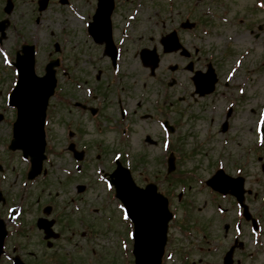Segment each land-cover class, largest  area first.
I'll use <instances>...</instances> for the list:
<instances>
[{
	"label": "rangeland",
	"instance_id": "1",
	"mask_svg": "<svg viewBox=\"0 0 264 264\" xmlns=\"http://www.w3.org/2000/svg\"><path fill=\"white\" fill-rule=\"evenodd\" d=\"M10 1L11 8L5 12L7 0H0V21L5 27L0 43V188L5 195L0 218L10 231L4 259L21 251L33 263L45 264L50 261L49 253L60 247L57 256L65 261L69 258L71 264H129V245L121 250L120 243L122 239L125 246L129 237L120 219L123 211L108 197L107 185L101 180L102 168L120 153L137 184H156L176 215L170 229L173 258L165 264H221L220 256L235 235L232 227L224 231L223 226L237 221V242L242 245L236 246L233 260H239L235 264H264V228L253 243L249 227L236 217L234 202L222 199L226 213L221 219L213 207L220 203L219 195L204 185L205 192L198 189L219 166L230 175L239 168L246 188L257 193L256 198L247 199L250 210L264 200V188L260 191L264 187L260 168L264 161V12L256 6L257 0H174L173 9L165 7L168 0H131L130 4L126 0L114 14L116 25L129 10L135 17L126 28L128 37L120 42L114 65L103 44L95 43L87 32L94 0H71L69 4L50 0L40 12L37 0ZM186 11L191 12V19L201 21L195 37L180 32L181 42L191 52L198 50L194 69L204 71L210 62L219 77L215 91L202 97L193 93L188 59L164 54L160 44V37ZM24 42L35 47L38 75L50 59L59 60L55 94L49 99L45 121L44 174L33 184L25 179L28 161L19 151L7 149L15 116L7 95L16 79L9 62ZM144 47H155L160 57L152 76L140 59ZM237 59L240 67L231 71ZM174 64L177 69L170 71ZM238 88L243 95L239 96ZM230 105L233 110L226 118ZM88 106L98 108L97 116H89ZM161 120L174 130L168 133ZM225 121L228 128L224 131ZM69 142L84 151L80 162L67 150ZM170 152L175 169L167 173ZM80 184H87L81 193L77 190ZM182 201L190 209L184 227L193 235L187 241L177 227L186 219ZM46 207H50L47 216ZM39 217L55 220L54 229L62 225L60 237L50 239L52 248L46 247L43 232L37 230ZM183 253L188 255L186 261Z\"/></svg>",
	"mask_w": 264,
	"mask_h": 264
},
{
	"label": "water",
	"instance_id": "2",
	"mask_svg": "<svg viewBox=\"0 0 264 264\" xmlns=\"http://www.w3.org/2000/svg\"><path fill=\"white\" fill-rule=\"evenodd\" d=\"M45 2L46 0L39 1V10L45 6ZM10 7L11 4L8 1L5 10L9 11ZM3 28L2 22H0V30L2 31ZM175 42L174 37H169L167 42H163L164 46L171 43L172 45L165 46V50L175 49L177 47ZM109 44L110 42L107 41L105 48L108 50ZM22 52V55L17 54L14 62L18 70V80L9 97V104L17 108L10 148L21 149L24 157L30 156L31 169L28 177L32 178L40 172L41 161L44 158L43 121L47 100L55 85L53 65L56 64V61L50 62L46 66L44 76L37 77L33 71L32 46H22ZM141 57L143 63L149 65L151 73H153L158 63L155 51L142 50ZM147 58H150L148 62ZM211 74L208 72L204 75L209 78ZM196 87L201 93L209 89L202 83L196 84ZM172 168L170 163V169ZM113 174L115 179L112 182L116 185V194L122 200L135 226L136 264H159L165 242L166 223L170 218L166 199L156 192V187L153 184L140 189L133 184L127 172L125 174L116 171ZM222 186L225 187L226 184H222ZM38 226L45 230L47 236H50L51 221L40 219ZM3 235V231L0 230V246Z\"/></svg>",
	"mask_w": 264,
	"mask_h": 264
},
{
	"label": "flooded vegetation",
	"instance_id": "3",
	"mask_svg": "<svg viewBox=\"0 0 264 264\" xmlns=\"http://www.w3.org/2000/svg\"><path fill=\"white\" fill-rule=\"evenodd\" d=\"M95 1V5H96V3H97V0H94ZM113 3H114V7H113V9H112V13H111V22H112V35L113 36H116V37H122L124 34H125V32H124V30L123 29H120V27L119 26H117L116 25V23L114 22V14L116 13V11H117V9H119V7L120 6H124V4H126V0H113ZM131 3V0H129V4ZM170 7H174V3H173V1L171 2V4H170ZM160 9H163V7L162 8H160ZM127 13H130V10L127 12ZM180 19L179 20H177L176 22H175V24L176 25H174V24H172L171 26H170V28H169V32L170 31H173V30H175V31H177V33H178V36H180V32H183V31H185V32H188V33H190L193 37H195V35H196V29H197V27L199 26V25H197V22H195V20L194 19H191V12L190 11H186V15H185V17H179ZM196 19V18H195ZM125 20V16L123 17V19H122V22ZM184 20H190V21H194L195 23H194V26H193V28L192 29H184L182 26H181V23L184 21ZM200 23H201V21H200ZM165 35V34H164ZM163 35V36H164ZM162 37V36H161ZM183 45H184V47H186L189 51H190V48H188L187 47V45L185 44V43H182ZM116 46H117V44H116ZM173 54H177L178 56H182V54H181V51L180 50H177V51H174V52H172ZM196 53H198V50H197V48H193V53H191V51H190V55H189V57H190V60L189 61H191L193 64H194V60H193V55L195 54L196 55ZM182 57H184V56H182ZM185 58V60H186V57H184ZM177 66V65H176ZM218 77V76H217ZM97 109V111H98V108H96ZM247 191L248 192H245V194H244V200H245V202H246V204L248 205V203H247V199L248 198H250L251 197V195L252 196H254V198H256L257 197V193L256 192H254V191H252V192H250L251 190L250 189H247ZM248 197V198H247ZM249 207V206H248ZM263 207H264V204H263V206L261 205V206H256L255 207V209L253 210V211H251V216L253 217V218H255V220H256V222H257V229H258V227H261V229H263L264 228V214H263V212H262V209H263ZM57 217H59V216H57ZM52 222H53V230H54V240L55 239H57L58 237H60V234H61V231H62V225L60 226V230L59 229H54V227H55V225H56V222H55V220H53L52 219ZM246 222H249L248 220H246ZM37 227V226H36ZM231 227V224L230 223H228V224H225L224 226H223V230L224 231H228V229ZM260 232L261 231H259V234H260ZM238 239H234L233 240V254H232V258H233V255H234V253H235V249H236V246L237 245H242V243L241 242H239V244H238ZM46 247L47 248H52L53 246H52V241H50V240H46ZM23 248V247H22ZM62 250V248H56L55 249V251H53V252H51V253H49V256H50V261L49 262H47V263H45V264H68V263H70L71 264V262L69 261V258H66L67 260L65 261V258H63L62 256H57L58 255V253L60 252ZM6 248L4 249V254H6ZM20 254H21V251H20ZM21 255H23V253L21 254ZM20 258H21V260L25 263V264H35V263H33L32 261H30V259H28V258H24V256H20ZM72 260V259H71ZM235 260V259H234ZM36 264H38V263H36ZM100 264H110V262L109 261H104V262H100ZM231 264H233V261L231 262Z\"/></svg>",
	"mask_w": 264,
	"mask_h": 264
},
{
	"label": "snow or ice",
	"instance_id": "4",
	"mask_svg": "<svg viewBox=\"0 0 264 264\" xmlns=\"http://www.w3.org/2000/svg\"><path fill=\"white\" fill-rule=\"evenodd\" d=\"M5 63H7V61H5ZM261 118H262V120H264V113L261 114ZM125 219H127V217H125ZM129 235L131 236L132 234L129 233Z\"/></svg>",
	"mask_w": 264,
	"mask_h": 264
}]
</instances>
